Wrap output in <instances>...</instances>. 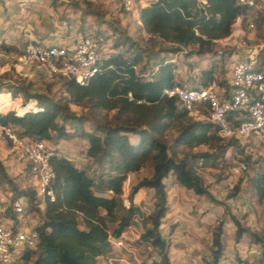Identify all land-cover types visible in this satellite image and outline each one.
<instances>
[{"label":"trees","instance_id":"obj_1","mask_svg":"<svg viewBox=\"0 0 264 264\" xmlns=\"http://www.w3.org/2000/svg\"><path fill=\"white\" fill-rule=\"evenodd\" d=\"M56 2L54 0L55 5ZM247 13L248 8L237 0H152L139 9L138 19L144 32L172 44L170 52H183L196 46L194 52L187 54L216 55V41L229 36L238 20L242 16L245 18ZM122 45L123 51L112 49L111 56L103 59L99 72L88 85L62 76L65 79L64 101L31 93L28 87L16 82L5 85V92L0 87V98L6 96L5 100L0 99L1 126L12 127L22 137L48 141L52 140L53 132H65L59 119L71 120L80 136L88 140L87 156L103 169L91 176L85 167L55 151L51 159L55 171L52 183L55 198H46L37 226L39 243L35 249L24 253L22 261L99 264L101 258L112 252L110 237H121L132 225L138 211L134 199L140 200L138 193L148 188L155 190L154 211L149 214L150 223L142 238L156 247L160 255L149 264H172L170 242L161 230L169 210L165 179L172 174L178 183L196 194H210L196 170L199 162L208 164L217 159L219 152L226 151L232 143H237L239 153L245 150L235 139L225 142L218 133V126L207 119H196L181 106L177 97L165 93L167 88L183 85L176 77L174 61L162 55L161 50L146 51L124 34H120L114 46ZM0 49L11 50L12 47L1 44ZM261 56L264 67V53ZM216 64L215 61L212 68L203 71L199 85L209 84ZM22 92L28 100L26 105L20 102ZM70 105L106 113L114 111V115L112 119L106 117V122L93 123L94 128L86 130L85 117L71 113ZM172 129L178 133L167 145L163 138ZM202 145L213 150L188 153ZM107 166L112 169L109 174L104 172ZM148 166L152 167V174L132 188L127 213L119 216L117 209L122 202L124 183L131 173ZM11 182L0 160V184ZM254 184L258 201L263 203L264 170L256 174ZM240 186L241 182L229 197L235 196ZM21 195L27 196L30 204L38 198L33 184L14 197ZM113 222L118 224L111 231L110 223ZM236 222V242H240L245 227L238 219ZM221 234L220 224L214 232L213 243L217 249L213 260L207 264L219 263L223 252ZM254 242L261 245L259 263L264 264V238L256 237Z\"/></svg>","mask_w":264,"mask_h":264},{"label":"rangeland","instance_id":"obj_2","mask_svg":"<svg viewBox=\"0 0 264 264\" xmlns=\"http://www.w3.org/2000/svg\"><path fill=\"white\" fill-rule=\"evenodd\" d=\"M56 1L57 5L65 3L77 12L78 10L81 11L80 16L84 18V20L77 22V29L68 31L65 42H69L74 37L83 23V31L81 32L92 31L103 40L106 48L110 50L123 51L125 49L123 45L118 48H115L114 45L120 34L127 35L131 41L139 44L146 51L161 50L162 55L174 61L177 65L176 77L186 86L199 85L203 71L215 63L213 53L187 54V52H194L196 46H190L183 52H170L172 44L164 43L159 38L143 31L134 10L125 11L116 3L107 4L101 0ZM248 20L256 25L255 31L252 32L255 37L253 36L254 39L249 40V45L252 47L264 46V12L249 11L246 25ZM221 48L222 45L219 43L214 46V50ZM5 55L4 53L0 55V87L2 92H5V85L16 82L28 87L31 93L44 94L54 100L64 101L66 95L65 79L62 76L50 77L39 72L32 79L23 78L17 73L15 67L17 58L6 57ZM230 62L231 59L227 55L216 64V69L222 79H225L229 73ZM3 97L0 99L5 100L6 96ZM20 97L22 98L20 102L26 105L28 102L26 94L24 95L22 92ZM70 112L85 117L84 127L86 130L93 129L95 123L106 122V117L112 119L114 115V111L109 113L94 111L79 105H70ZM59 121L64 125L65 132H53L52 140H48L49 145L56 152L70 157L77 165L85 167L89 175L94 176L100 173L103 170L100 164L87 156L88 140L80 136L78 129L71 120L63 122L62 119H59ZM177 133L176 129H172L163 140L167 145H170ZM228 141L225 140V142ZM246 141L243 139L242 143L246 144ZM212 150L208 145H202L189 150L188 153ZM182 154L183 152L179 156ZM0 160L12 178L10 184H0L1 198L6 199L9 193L16 195L18 191L28 190L32 187V178L26 161L14 150L7 139L0 140ZM241 160L248 162V169L239 174L233 173V165ZM196 170L210 192V194L207 193L200 198L196 197L195 192L178 183L174 175L170 174L165 179L171 207H169L168 216L164 219L162 233L169 239V256L172 263L207 264V262L212 261L217 249L213 243L214 232L221 224L223 252L218 264H260L261 245L254 241L256 237L264 238V202L259 203L258 201L254 179L256 174L264 170V146L251 143L245 147L244 152L239 153L237 143H232L226 151L219 152L217 159L208 164L199 162ZM104 172L109 174L112 169L107 166ZM152 172V167L148 166L130 174L124 183L122 202L117 209L119 216L127 213L132 188L142 178L150 176ZM239 182H241V186L237 194L229 197ZM137 196L140 197V200L134 199V204L138 211L134 215L132 225L125 231L129 232L128 238H125L127 248H122L116 252L112 247V252L108 258H101L99 264H149L160 258L158 249L142 238V234L150 223L149 214L154 211L155 190L143 188ZM179 197L181 202L178 204V201L175 202L174 200H178ZM206 201L211 202L210 208L205 207ZM41 204L42 200L37 198V201L29 206L25 215L26 218L22 215L21 219L25 223V228L34 227L35 224L40 223L42 219ZM103 213L106 212L103 211ZM178 214L182 221L180 230H177L180 224ZM8 215H13L12 211H9ZM236 218L245 227L239 247L236 246ZM190 221L195 222L191 225L189 224ZM117 224L118 222L110 223L111 231ZM120 258L124 260L121 261ZM18 264H30V262L22 261Z\"/></svg>","mask_w":264,"mask_h":264},{"label":"built area","instance_id":"obj_3","mask_svg":"<svg viewBox=\"0 0 264 264\" xmlns=\"http://www.w3.org/2000/svg\"><path fill=\"white\" fill-rule=\"evenodd\" d=\"M114 1L125 11H132L139 0ZM237 2L246 6L248 12H264V0ZM61 25L65 30L72 26L65 21ZM255 28V23L248 20L246 27L239 32L233 31L225 39L216 41L222 48L215 50V61L219 63L227 55L231 59L225 79L215 69L207 86L176 85L165 90L168 96L177 97L190 115L196 119H207L218 126V133L223 139H235L245 147L251 143L264 146V67L261 62L264 46L249 45V35ZM111 53L112 50L106 48L95 33L77 30L69 42H30L17 60L27 69L50 77L60 75L88 85L99 72L103 59L110 57ZM5 139L29 166L32 184L43 207L46 198H55L52 189L55 171L51 164L55 149L47 140L22 137L12 127L0 125V140ZM243 139L247 140L246 144L242 143ZM247 169L248 163L241 160L233 165L232 172L239 174ZM30 205L25 195L14 197L9 193L6 199L0 197V215L6 217L5 222H0V264H18L27 250L37 247L40 239L38 224L25 228L21 219ZM9 211L13 215H8ZM110 242L120 249L127 248L122 237H110Z\"/></svg>","mask_w":264,"mask_h":264},{"label":"crops","instance_id":"obj_4","mask_svg":"<svg viewBox=\"0 0 264 264\" xmlns=\"http://www.w3.org/2000/svg\"><path fill=\"white\" fill-rule=\"evenodd\" d=\"M101 1L107 4L112 2L116 3L114 0ZM150 1L152 0H139L137 7L134 9V14L139 24H141L140 20L138 19L139 9L143 6H146ZM80 12L81 11L79 10L77 12L65 3L62 5H55L54 0H0V45L5 44L12 47L11 50L0 49V55L4 53L6 54V57L11 56L18 59V56L30 42H41L44 44L64 42L66 40L65 36L67 35L68 31H71L74 27H76L77 22L84 20V18L80 16ZM248 14L249 12L245 18L241 17L238 20L234 26V32L237 33L242 28L246 27L245 24ZM64 21L68 22L74 27L71 26L69 30H65L61 25ZM83 24L81 25V28H79V31H83ZM249 36L250 39H254L255 37L253 33H250ZM15 67L18 74H21L23 77L29 79L34 78L37 73H39V71L25 68L19 63L18 60H16ZM196 197L200 198L202 196L197 194ZM168 200L169 207H171L170 197ZM174 201H178L179 204L181 202L180 197L178 200L175 199ZM205 203V207L210 208L209 206L211 205V202L206 201ZM168 213L169 212H167L166 217L168 216ZM178 216V218H180V224L178 225L177 230H180L182 221L179 214ZM166 217L164 219H166ZM164 219L161 226L162 231ZM5 220L6 217L0 215V222H5ZM193 222L195 221H190L189 224L193 225ZM128 236L129 232H124L121 237L125 239L128 238ZM240 242L236 243L237 247L240 246ZM112 247L116 252L121 250L116 246ZM119 260L123 261L124 259L120 258Z\"/></svg>","mask_w":264,"mask_h":264}]
</instances>
